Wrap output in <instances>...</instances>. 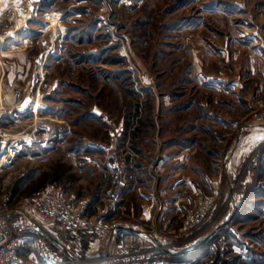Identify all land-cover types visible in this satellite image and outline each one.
Returning a JSON list of instances; mask_svg holds the SVG:
<instances>
[{
  "label": "rangeland",
  "instance_id": "1",
  "mask_svg": "<svg viewBox=\"0 0 264 264\" xmlns=\"http://www.w3.org/2000/svg\"><path fill=\"white\" fill-rule=\"evenodd\" d=\"M1 110L0 204L53 183L94 215L124 176L110 221L176 251L232 221L225 264H264V0H0Z\"/></svg>",
  "mask_w": 264,
  "mask_h": 264
},
{
  "label": "built area",
  "instance_id": "2",
  "mask_svg": "<svg viewBox=\"0 0 264 264\" xmlns=\"http://www.w3.org/2000/svg\"><path fill=\"white\" fill-rule=\"evenodd\" d=\"M5 113L1 110L0 118ZM261 118L264 121V110ZM111 133L117 137L114 130ZM15 142L11 129L0 127V166L6 149L11 152ZM252 160L254 174V169L264 163V147ZM126 189L125 177L119 176L104 194L102 209L94 215L86 212L91 201L68 196L61 186L53 183L23 197L15 206H9L6 201L1 203L0 264H21L18 252L25 247L31 248L36 259L44 264H225L229 259L224 255V251L230 249L225 232L231 228L232 221L224 228L214 227L203 242L189 252L156 243L155 237L141 226L110 221L108 217L122 201ZM214 203L212 198L207 205L199 207L196 214L188 218V226L195 230L209 221V209ZM60 231L95 233L100 240H109V249L96 262L92 258H81L64 244L58 234Z\"/></svg>",
  "mask_w": 264,
  "mask_h": 264
},
{
  "label": "crops",
  "instance_id": "3",
  "mask_svg": "<svg viewBox=\"0 0 264 264\" xmlns=\"http://www.w3.org/2000/svg\"><path fill=\"white\" fill-rule=\"evenodd\" d=\"M206 237V234L204 235V237L202 238V240L200 242H197L195 245L193 246H189V247H186L184 246L182 249L183 252H189L191 251L192 249H194L197 245L201 244V242H203L204 238ZM155 242L156 243H164L163 241L159 240L158 238H154ZM94 245V244H93ZM109 245H110V242L109 240H106L104 243H103V247L106 248V250L109 249ZM19 256L21 258V264H44L43 262L41 261H38L35 259V261L32 259L33 256H34V252L31 248H28V247H25V248H21L19 250ZM91 258V255L88 254L87 258Z\"/></svg>",
  "mask_w": 264,
  "mask_h": 264
},
{
  "label": "bare ground",
  "instance_id": "4",
  "mask_svg": "<svg viewBox=\"0 0 264 264\" xmlns=\"http://www.w3.org/2000/svg\"><path fill=\"white\" fill-rule=\"evenodd\" d=\"M37 109V108H36Z\"/></svg>",
  "mask_w": 264,
  "mask_h": 264
}]
</instances>
